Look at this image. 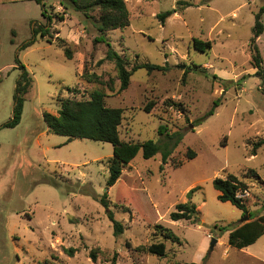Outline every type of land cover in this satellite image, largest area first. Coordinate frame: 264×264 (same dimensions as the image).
Listing matches in <instances>:
<instances>
[{"label":"rangeland","instance_id":"obj_1","mask_svg":"<svg viewBox=\"0 0 264 264\" xmlns=\"http://www.w3.org/2000/svg\"><path fill=\"white\" fill-rule=\"evenodd\" d=\"M123 1L128 26L106 32V40L127 69L142 63L168 69L138 70L120 92L113 63L104 61L106 46L94 41L97 11L87 19L68 5L64 10L60 0H41L52 18L48 43L32 33L45 25L41 5L0 0V264H264V235L237 250L218 230L246 223L247 214L264 216V145L250 156L264 141V72L255 75L249 47L264 0ZM164 12L171 15L161 24L156 15ZM260 22L264 29V14ZM195 39L210 49L196 51ZM255 45L264 70V30ZM16 60L33 82L19 124L6 128L19 76ZM95 90L104 94L106 107L123 111L119 140H179L165 165L160 153L146 160L140 151L109 188L110 144L47 132L43 114L55 116L62 101H87ZM214 101L218 107L205 118ZM149 102L154 106L145 113ZM161 126L166 131L160 135ZM188 150L193 159H185ZM228 174L246 186L237 196L246 200L247 214L217 200L212 181ZM105 193L123 227L116 238L98 203ZM187 202L196 208L195 218L172 222L175 206ZM157 226L178 242L164 239ZM152 244L165 246L164 257L147 253ZM67 249H74L72 257ZM90 251H96L95 261Z\"/></svg>","mask_w":264,"mask_h":264},{"label":"trees","instance_id":"obj_2","mask_svg":"<svg viewBox=\"0 0 264 264\" xmlns=\"http://www.w3.org/2000/svg\"><path fill=\"white\" fill-rule=\"evenodd\" d=\"M36 4L41 5L42 12L41 17L45 20V25L39 26L37 29H33V36H38L42 39L49 37V27L52 21L51 17L46 15L44 5L41 0H33ZM150 1V0H149ZM183 4V3H182ZM59 5L65 10L68 5L73 11L82 13L85 18H90L89 13L97 11L98 19L95 21V28L98 36L94 39L96 43H102L106 46V52L104 61L113 63L117 79L119 81V91L123 92L128 88L129 79L132 74L138 70H145L148 74L152 72H166L167 66H157L149 63L137 64L130 69H127L126 61L118 55L108 43L105 37V33L109 31L123 29L128 26L129 12L126 8L123 0H60ZM264 14V5L261 6L258 12L255 14L254 26L252 31V38L249 41V47L251 52L252 67L256 69V76H261L264 70L261 67L262 60L260 58L258 49L255 45L256 39L263 33V25L260 22L261 16ZM171 12H164L156 15V18L161 24L170 17ZM58 22H63V17H57ZM34 40L26 43L22 49H25L32 45ZM59 40V43H62ZM193 48L200 52L205 53L210 49L211 44L209 42H203L200 40H193ZM64 57L70 60V52L64 49ZM18 65L19 76L15 83V91L13 96V110L11 120L4 125L6 128L16 127L21 119L24 97L28 93L32 85V77L26 70V68L18 61H15ZM102 60L98 62L101 64ZM198 70V67L193 66ZM190 69H187V71ZM199 72L208 77L205 69H199ZM85 78L84 75H81ZM94 78L90 76L88 80ZM212 80H216L217 77L212 75ZM104 94L100 90H95L90 93L87 101H70L65 100L61 102L60 109L57 115L43 114L42 120L47 128V132L65 137L68 141L71 140H89L97 143H107L112 146V157L108 161V178L106 181L107 187L114 186L120 181L122 168L127 166L136 155L141 151L144 159H151L156 154H161L162 164H166L170 154L178 143V139L174 136H167L168 140L158 145L152 141H145L142 143H127L119 140L118 127L122 122V110L108 108L104 104ZM219 102L214 101L212 107L205 115L206 117L212 116L215 109L218 107ZM154 103L149 102L143 108L145 113H149ZM164 127L158 128V133L161 135L165 132ZM264 145V141L256 143L250 152V156H255V152ZM195 157V154L188 150L185 154V159L190 160ZM181 166V163L177 164V167ZM254 176L256 174L251 172ZM52 185V184H51ZM53 186V185H52ZM213 189L217 192V200L221 203H229L236 209L247 214L246 200L237 196L238 192L245 189L246 186L235 176L228 174L225 178H215L212 181ZM55 187V186H54ZM195 190L192 189L188 192L187 198L190 201L191 195ZM98 203L105 210V214L112 225V235L114 238L120 236L123 233V227L121 223L114 219L113 213L110 211V201L107 194H103ZM196 216V208L190 202L185 204H178L175 206V212L171 213L169 218L172 222L180 220L191 221ZM248 221L240 226L232 227L227 226L218 229L221 233L227 232V244L237 250H242L250 245H253L262 235H264V216L253 218L250 214H247ZM156 229L161 232L164 239L173 243L178 242V238L168 229L161 226H157ZM147 253L164 257L165 246L163 244H152L146 249ZM74 249H67L65 253L68 257H72ZM96 251H90L89 257L95 261Z\"/></svg>","mask_w":264,"mask_h":264},{"label":"water","instance_id":"obj_3","mask_svg":"<svg viewBox=\"0 0 264 264\" xmlns=\"http://www.w3.org/2000/svg\"><path fill=\"white\" fill-rule=\"evenodd\" d=\"M242 221L243 222H247L248 221V218L245 217ZM215 244H216V240H211L210 247L212 248Z\"/></svg>","mask_w":264,"mask_h":264}]
</instances>
